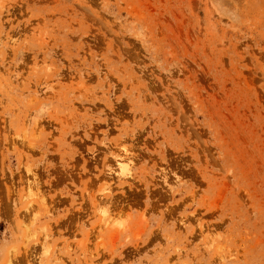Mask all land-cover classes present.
<instances>
[{"label":"rangeland","instance_id":"rangeland-1","mask_svg":"<svg viewBox=\"0 0 264 264\" xmlns=\"http://www.w3.org/2000/svg\"><path fill=\"white\" fill-rule=\"evenodd\" d=\"M0 264H264V0H0Z\"/></svg>","mask_w":264,"mask_h":264},{"label":"bare ground","instance_id":"bare-ground-1","mask_svg":"<svg viewBox=\"0 0 264 264\" xmlns=\"http://www.w3.org/2000/svg\"><path fill=\"white\" fill-rule=\"evenodd\" d=\"M123 161V158H121L120 156L116 159V164L118 165L119 162ZM117 174H119V176L121 175L120 169L117 170ZM114 172V171H113Z\"/></svg>","mask_w":264,"mask_h":264}]
</instances>
